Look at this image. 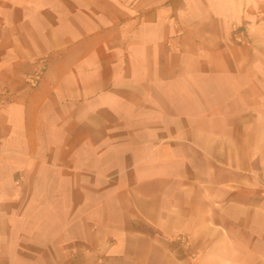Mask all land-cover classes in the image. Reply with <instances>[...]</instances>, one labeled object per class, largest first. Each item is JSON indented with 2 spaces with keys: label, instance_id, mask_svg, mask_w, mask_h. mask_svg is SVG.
Segmentation results:
<instances>
[{
  "label": "crops",
  "instance_id": "crops-1",
  "mask_svg": "<svg viewBox=\"0 0 264 264\" xmlns=\"http://www.w3.org/2000/svg\"><path fill=\"white\" fill-rule=\"evenodd\" d=\"M0 264H264V0H0Z\"/></svg>",
  "mask_w": 264,
  "mask_h": 264
},
{
  "label": "built area",
  "instance_id": "built-area-1",
  "mask_svg": "<svg viewBox=\"0 0 264 264\" xmlns=\"http://www.w3.org/2000/svg\"><path fill=\"white\" fill-rule=\"evenodd\" d=\"M232 31H233V35L235 36V38H236L237 41H241L242 38L245 36V31H244V30H240V29L238 28V26L233 25V26H232ZM38 76H39V72H36V73L32 76V78L35 80V79L38 78Z\"/></svg>",
  "mask_w": 264,
  "mask_h": 264
},
{
  "label": "rangeland",
  "instance_id": "rangeland-1",
  "mask_svg": "<svg viewBox=\"0 0 264 264\" xmlns=\"http://www.w3.org/2000/svg\"><path fill=\"white\" fill-rule=\"evenodd\" d=\"M174 241L183 248H188L190 246V242L187 238L182 237L181 235H176Z\"/></svg>",
  "mask_w": 264,
  "mask_h": 264
}]
</instances>
